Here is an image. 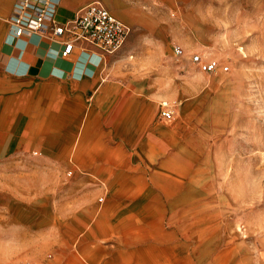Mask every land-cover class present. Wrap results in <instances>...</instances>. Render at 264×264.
<instances>
[{
  "label": "rangeland",
  "instance_id": "374dc122",
  "mask_svg": "<svg viewBox=\"0 0 264 264\" xmlns=\"http://www.w3.org/2000/svg\"><path fill=\"white\" fill-rule=\"evenodd\" d=\"M157 1L175 25L153 50L163 59L127 69L126 125L118 132L93 115L78 148L85 162L99 148L93 162L108 169H76L80 119L94 108L87 96L57 121L72 129L63 145L59 130L36 135L49 121L4 108L0 264H264V0ZM191 53L228 69L203 72ZM138 99L156 106L132 145L116 148ZM157 103L170 118H154Z\"/></svg>",
  "mask_w": 264,
  "mask_h": 264
},
{
  "label": "crops",
  "instance_id": "0c3cea01",
  "mask_svg": "<svg viewBox=\"0 0 264 264\" xmlns=\"http://www.w3.org/2000/svg\"><path fill=\"white\" fill-rule=\"evenodd\" d=\"M16 1L0 0V94H2L0 116L4 114V108L11 107L17 116L43 118V121H49V125L37 131L36 135L59 130L63 145V139L69 137L72 129L66 128L64 131L56 129L57 121L77 113L80 99L87 96L91 101L89 105H93L94 108L86 114L84 112L80 119L73 156L74 159L83 162L76 169L91 173L108 169L109 167L102 166L99 161L95 163L97 160L94 155L100 152L99 148L89 152L94 155L87 159V162L80 158L82 155L78 148L83 144V138L91 132L90 118L94 115L95 119H100L103 126L112 127L118 132L126 125L121 108L128 96L124 89L121 90L120 83L124 76L130 73L127 72L128 68L144 60L153 59L156 62L163 59L162 51L153 50L155 46L160 48L168 37V30L174 28V23L165 21L157 0H52V13L59 22L73 18L85 5L99 2L131 30L142 32L136 38L132 35L127 37L124 45L111 54H100L86 42L73 41L70 53L62 55L63 42L67 37L65 35L48 38L39 33L24 32L20 36L14 34L11 17ZM39 1L33 0L35 4ZM42 82L50 84L46 87L37 86ZM7 91L9 95L5 99L3 94ZM20 91L25 93V96L24 94L20 96ZM29 96L37 98H32L34 100L28 102ZM140 101L141 111L136 118L135 129L130 128L127 136L121 138L123 143L117 144L116 148L132 145L129 140L133 136L132 133H136L138 128L141 129L149 108L156 106L146 99H140L139 103ZM157 104L154 118L159 115L158 118L165 119L160 116V111L164 109L161 106L163 104ZM160 131L163 132V128L155 130V135L161 136ZM115 134L113 136L118 137ZM147 143L148 141L141 143L138 140L137 145L146 148ZM90 175L95 177L93 173Z\"/></svg>",
  "mask_w": 264,
  "mask_h": 264
},
{
  "label": "built area",
  "instance_id": "2783aa9c",
  "mask_svg": "<svg viewBox=\"0 0 264 264\" xmlns=\"http://www.w3.org/2000/svg\"><path fill=\"white\" fill-rule=\"evenodd\" d=\"M52 0H17L11 17V24L16 36L24 32L43 34L48 38L67 36L63 42L62 55H67L73 48V41H82L93 46L100 54L116 52L124 44L130 28L116 18L99 2L89 3L81 8L71 19L57 21L52 13ZM176 55H181L183 49L179 45L173 47ZM191 62L207 73L218 70L226 71L227 65L215 58L203 57L192 53ZM160 116L168 119L171 111L162 109Z\"/></svg>",
  "mask_w": 264,
  "mask_h": 264
}]
</instances>
